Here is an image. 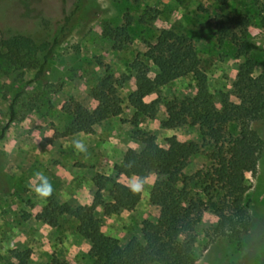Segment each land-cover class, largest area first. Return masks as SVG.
Listing matches in <instances>:
<instances>
[{"label":"rangeland","instance_id":"rangeland-1","mask_svg":"<svg viewBox=\"0 0 264 264\" xmlns=\"http://www.w3.org/2000/svg\"><path fill=\"white\" fill-rule=\"evenodd\" d=\"M75 1L65 0L66 14ZM61 18L54 0H0V264H19L23 257L26 264H48L51 258L65 264H93L92 248L75 233L69 215L80 206L96 213L102 235L121 245L139 239L141 223L158 217L147 200L154 175L147 176L131 211L104 215L100 203L109 201L115 183L130 184L133 176L126 160L140 150L141 134L152 136L167 151L170 137L196 143L199 153L188 159L184 175L210 166L206 158L210 145L197 128L168 122L163 108L171 98L193 94L191 77L175 79L143 98L144 105L154 110L152 118L137 115L127 104L126 97L134 90L129 67L134 60H144L147 45L159 33L169 30L184 37V48L198 60L214 100L227 95L228 101L237 103L231 86L244 59L253 61V75L264 71V53L239 55L231 42L216 40L214 26L215 19H239L243 33L235 30L237 35L264 49V0H81L68 34L54 49L43 74L35 78L41 53L29 66L30 61L11 55L1 43L15 37L28 38L35 45L46 43ZM123 26L124 32L116 37ZM146 67L148 77L156 82L151 63ZM106 74L127 78L116 88L120 114L68 134L71 103L91 112L95 102L89 91ZM252 127L264 142V122ZM228 132L236 133L233 126ZM75 140L82 141L87 151H78ZM37 172L48 177L54 188L48 198L35 193L41 182ZM220 175L228 172L221 169ZM241 178L248 185L244 200L249 201L241 250L224 239H212L217 218L205 211L195 229L191 264H259L264 257V145L254 173ZM50 198L58 207L55 226L38 218Z\"/></svg>","mask_w":264,"mask_h":264},{"label":"trees","instance_id":"trees-1","mask_svg":"<svg viewBox=\"0 0 264 264\" xmlns=\"http://www.w3.org/2000/svg\"><path fill=\"white\" fill-rule=\"evenodd\" d=\"M54 2L62 18L50 41L35 45L28 38L15 37L1 43L11 55H21L25 62L30 61L29 66L35 64L36 55L41 53L35 78L43 74L54 49L68 34L81 0L74 2L70 14L65 13V0ZM214 26L216 40L231 42L239 55L264 53V49L237 35L236 32L242 28L239 19H215ZM122 32L124 26L115 32V36H121ZM184 46V37L169 30L159 33L142 55L145 62L137 59L129 67L134 78V90L127 95L126 101L137 115L152 118L154 110L144 105L143 98L175 79L191 77L195 85L193 94L171 98L163 103V108L168 122L197 128L202 140L210 145L206 155L210 166L184 175L188 159L199 153L196 143L178 142L170 137L166 139L170 150L167 151L159 147L152 136L141 134V148L126 160V167L131 176H155L147 200L158 210L157 220L143 221L139 239L132 238L121 245L100 233L96 213L90 208H74L69 215L75 224V233L91 246L93 264H191L197 236L195 229L205 211L217 218L211 230L212 239H224L236 251L242 248V238L248 228L249 201L244 200L248 185L241 175L254 173L257 156L264 145L252 127L254 123L264 122V71L253 75V61L244 59L236 69L231 86V95L237 103L228 101L227 95H219L214 100L206 89L198 60ZM148 62L154 68L156 82L147 75ZM126 80L123 76L119 79L109 74L102 76L89 91L95 102L91 112L78 103H71L67 133H79L118 116L120 107L116 88ZM232 126L236 131L234 135L228 132ZM221 169L228 175L221 176ZM139 199L140 193H133L128 186L115 183L109 193V201L100 203L102 213L129 212ZM57 214L58 207L50 198L38 218L49 226H55ZM18 260L19 264H26L25 257ZM48 264L65 263L51 258ZM259 264H264V257Z\"/></svg>","mask_w":264,"mask_h":264},{"label":"clouds","instance_id":"clouds-1","mask_svg":"<svg viewBox=\"0 0 264 264\" xmlns=\"http://www.w3.org/2000/svg\"><path fill=\"white\" fill-rule=\"evenodd\" d=\"M74 147L80 151V152H86L87 148L86 146L83 144L82 141L80 140H75L73 142ZM36 177L40 179V184L38 186H36L35 188V193L37 196L41 197V198H48L52 195L54 188L51 184V181L48 179V177L44 176L42 172H37ZM148 181V177H137V176H133L131 178V182L128 185V187L130 188V191H132L133 193H139L144 189L145 184Z\"/></svg>","mask_w":264,"mask_h":264}]
</instances>
